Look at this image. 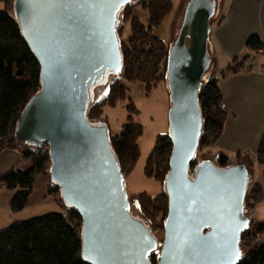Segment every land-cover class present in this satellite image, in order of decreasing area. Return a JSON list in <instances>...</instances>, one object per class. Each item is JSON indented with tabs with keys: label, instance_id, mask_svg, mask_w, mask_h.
<instances>
[{
	"label": "water",
	"instance_id": "95a60500",
	"mask_svg": "<svg viewBox=\"0 0 264 264\" xmlns=\"http://www.w3.org/2000/svg\"><path fill=\"white\" fill-rule=\"evenodd\" d=\"M133 0H14L22 38L39 63L41 88L25 104L14 135L49 145L50 181L81 217V257L89 264H238L249 174L245 163L191 162L199 145L198 92L209 68L216 0H188L166 60L172 149L169 199L158 248L150 227L130 212L124 174L105 122L87 118L92 87L119 74L118 11Z\"/></svg>",
	"mask_w": 264,
	"mask_h": 264
},
{
	"label": "trees",
	"instance_id": "16d2710c",
	"mask_svg": "<svg viewBox=\"0 0 264 264\" xmlns=\"http://www.w3.org/2000/svg\"><path fill=\"white\" fill-rule=\"evenodd\" d=\"M9 3L10 0H0V152L4 148H14L21 152L22 159L30 163L24 169L13 167L3 171L0 174V187L4 186L9 190L17 189L10 201V206L12 211H19L25 208L37 175L47 172L49 174L50 160L47 152L36 153L35 146L22 143L14 135L21 111L41 88V82L38 60L22 38L13 12L11 13L8 9ZM139 3L149 12L150 24L146 27L136 15L129 16L130 36L123 40L117 32L119 26L117 22L116 34L120 39L122 57L120 72H123L122 78L130 82L142 81L149 88L159 80L165 79L169 52L167 44L160 37L150 33V29L153 25L160 24L162 18L171 11L172 0H140ZM128 5L118 11V19L121 11ZM245 45L256 54L258 49H264V42L255 33L246 38ZM248 58L249 55H245L240 60L234 57L222 74L227 75L241 70ZM200 87L197 98L202 125L198 147L201 144L209 146L214 144L223 132L225 121L218 80L209 75L202 79ZM108 91L101 99L89 102L86 113L88 120L97 122L94 120L100 117V107L104 103L114 104L117 100L124 98L127 92L121 79L111 81ZM127 110L130 113H137L133 103L127 104ZM129 118H131L130 115ZM141 133V124L129 120L122 125L118 134H109L110 146L121 169L126 166L132 168L137 161L140 152L137 139ZM154 144L146 160L144 174L160 178L165 188V176L169 170V157L173 145L169 133L159 135ZM256 151V162L264 165V130ZM237 155L242 156L241 152ZM161 162H164L167 167L159 175L156 168ZM240 162L245 163L246 166L252 163L248 157ZM216 164L220 167L229 165V157L219 152ZM152 166H155V171ZM195 166L194 157L191 167ZM48 187L50 194L59 193L58 186L50 181V175ZM252 193L256 194L255 202L262 200L260 185H254L250 194ZM59 194L61 204L59 211H49L35 217L16 220L0 229V264H89L81 257V217L73 207L63 203L61 193ZM245 196L248 195L245 194ZM137 201L139 203L135 212L144 213L152 221H155L161 213L160 221L165 224L169 202L166 188L157 196L138 193ZM134 216L150 227L138 214ZM247 216L250 221L248 228L241 235L242 257L238 264H264V241L251 243L261 232H264V223L251 214ZM251 221H256V224L251 226ZM242 239L246 241L245 244ZM245 245L243 249L242 246ZM157 251L158 248L150 253L152 263H155L159 257Z\"/></svg>",
	"mask_w": 264,
	"mask_h": 264
},
{
	"label": "rangeland",
	"instance_id": "374dc122",
	"mask_svg": "<svg viewBox=\"0 0 264 264\" xmlns=\"http://www.w3.org/2000/svg\"><path fill=\"white\" fill-rule=\"evenodd\" d=\"M13 1L10 0L8 4V9L12 13L13 12ZM140 0H133L131 4L128 5L127 8L121 11L118 19V34L121 39H127L130 36L131 26L129 23V16L136 15L138 20L141 21L146 27L149 26V12L147 9L139 3ZM188 0H172L171 11H169L163 18L162 22L158 25H153L150 29V33L160 37L164 43L167 44L169 49L174 45V40L178 35V29L181 25V20L184 15V7ZM1 6V4H0ZM220 5L216 6V12L214 16L211 18L210 24H213L214 21L218 18L220 14ZM209 45V44H208ZM208 53H210V48L208 46ZM245 56V55H244ZM243 57V56H242ZM238 58V59H242ZM223 59L220 57L214 61H210L209 68L203 73L202 79H205L209 75L211 77L216 78L217 80L220 77V71L227 66V60L222 62ZM262 69V68H261ZM260 69V70H261ZM262 72V71H261ZM123 72L116 74L114 72L109 71L106 75V81L104 83H98L93 86L91 91L93 93L92 100H99L103 96H105L109 91V84L111 81L115 79H121L127 92L125 93L124 98L121 100H117L114 104L104 103L101 107L100 117L97 118V122H105L107 124L109 134L115 135L120 132L122 129V125L129 120L140 123L142 126V133L137 139V144L139 145V157L135 162L132 168H128L127 166L122 169L124 174V189L127 191L128 201L130 204V212L133 215H139L142 217L145 222L150 225L151 232L157 239L158 246V254L161 247V242L164 237V223L160 221L161 213L156 217L155 221H152L148 216L140 211H136L138 207L137 194L144 193L149 194L151 196H157L159 193L165 190L164 183L160 178H154L152 175L146 176L144 174V166L146 165V160L148 158L149 153L154 147V142L159 135H166L169 131V121H168V109L170 107V99H169V90L166 84V77L163 80H159L154 85L147 88L145 83L142 81H128L127 79L122 78ZM133 103L137 109V113H130L127 110V104ZM129 115L131 118H129ZM11 149V148H7ZM13 150H16L12 148ZM35 152L41 153L42 149L35 146ZM41 149V150H40ZM22 158V154L20 151L16 150ZM218 149L215 144L212 145H202L197 148L195 151V165L202 161V159H207L216 164V157L218 156ZM251 160V164L248 167L249 174V182L248 189L245 198L244 207L247 215L251 214V216L255 217L257 220H261L264 223V217L257 218L256 216V205L259 202H262L260 207L264 208V165L256 162L255 156H247ZM246 156H238L237 152L235 154H230L229 163L235 164L240 162L241 160H246ZM166 164L161 162L158 164L156 171L159 172V175L166 170ZM155 171V166H152ZM194 168V167H193ZM193 168L191 169V174L193 172ZM44 180L47 186H49V174H39L36 179ZM35 179V180H36ZM254 185L261 186V195H263L262 200L259 202H255V193H251L252 187ZM49 193V192H48ZM50 194V193H49ZM250 194V195H249ZM52 196L53 202L57 205L55 208L59 211L61 204L59 203L60 194H50ZM254 220V219H253ZM160 221V222H159ZM256 221H251L250 225L254 226ZM250 226V227H251ZM255 240V241H254ZM251 243H258L264 241V232H261ZM245 244V240L242 239ZM246 247L242 246L244 249Z\"/></svg>",
	"mask_w": 264,
	"mask_h": 264
},
{
	"label": "crops",
	"instance_id": "0c3cea01",
	"mask_svg": "<svg viewBox=\"0 0 264 264\" xmlns=\"http://www.w3.org/2000/svg\"><path fill=\"white\" fill-rule=\"evenodd\" d=\"M217 5H220V14L210 24V61L221 57L222 62L227 60V68L234 57L249 55V58L239 71L227 75L222 74L225 68L220 71L218 83L225 121L223 132L214 144L218 153H225L228 157L235 152L255 156L264 130V72L260 70L264 68V53L256 54L245 43L252 33L264 42V0H216ZM19 155L16 150L2 149L0 174L13 167H27L30 162ZM39 179L34 182L25 208L19 211H12L10 206L17 189L0 187V229L16 220L57 211V205L47 192L46 182ZM259 204L256 205V216L260 219L264 217V208Z\"/></svg>",
	"mask_w": 264,
	"mask_h": 264
},
{
	"label": "built area",
	"instance_id": "2783aa9c",
	"mask_svg": "<svg viewBox=\"0 0 264 264\" xmlns=\"http://www.w3.org/2000/svg\"><path fill=\"white\" fill-rule=\"evenodd\" d=\"M257 53H261V54L264 53V49H258ZM261 71L264 72V68H262ZM36 147H38V150H39V148L42 149V150L40 149L42 151L41 154H45V152H47V153L49 152V149H48L49 145L46 142L39 145V146H36Z\"/></svg>",
	"mask_w": 264,
	"mask_h": 264
}]
</instances>
